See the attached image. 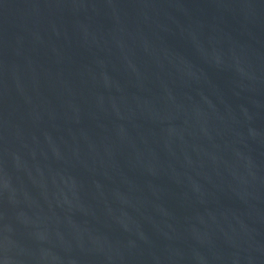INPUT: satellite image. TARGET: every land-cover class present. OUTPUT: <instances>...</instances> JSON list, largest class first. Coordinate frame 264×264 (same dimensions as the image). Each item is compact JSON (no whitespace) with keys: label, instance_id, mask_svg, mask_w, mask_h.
I'll return each mask as SVG.
<instances>
[{"label":"water","instance_id":"95a60500","mask_svg":"<svg viewBox=\"0 0 264 264\" xmlns=\"http://www.w3.org/2000/svg\"><path fill=\"white\" fill-rule=\"evenodd\" d=\"M0 264H264V0H0Z\"/></svg>","mask_w":264,"mask_h":264}]
</instances>
